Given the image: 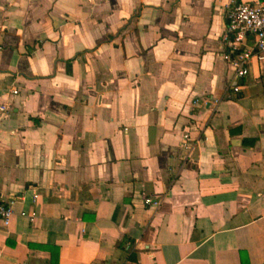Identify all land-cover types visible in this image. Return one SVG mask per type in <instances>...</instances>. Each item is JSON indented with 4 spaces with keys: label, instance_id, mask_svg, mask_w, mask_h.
<instances>
[{
    "label": "crops",
    "instance_id": "crops-1",
    "mask_svg": "<svg viewBox=\"0 0 264 264\" xmlns=\"http://www.w3.org/2000/svg\"><path fill=\"white\" fill-rule=\"evenodd\" d=\"M229 1L0 0V264H264V61L229 90Z\"/></svg>",
    "mask_w": 264,
    "mask_h": 264
},
{
    "label": "built area",
    "instance_id": "built-area-1",
    "mask_svg": "<svg viewBox=\"0 0 264 264\" xmlns=\"http://www.w3.org/2000/svg\"><path fill=\"white\" fill-rule=\"evenodd\" d=\"M223 17L224 27L219 35L220 56L231 68L227 86L231 92H237V81L247 74L250 61H264V0H230L225 5ZM15 92V88L10 89V93ZM212 102L215 103L216 99L212 98ZM6 111V104L0 102V118ZM143 202L151 206L158 204L157 200L148 197ZM12 203V199L0 203V227L8 225ZM27 217L31 221L33 213Z\"/></svg>",
    "mask_w": 264,
    "mask_h": 264
},
{
    "label": "trees",
    "instance_id": "trees-1",
    "mask_svg": "<svg viewBox=\"0 0 264 264\" xmlns=\"http://www.w3.org/2000/svg\"><path fill=\"white\" fill-rule=\"evenodd\" d=\"M52 252L50 251V258H51V261H50V263H54V261L52 260ZM130 255V254H129ZM55 264V263H54Z\"/></svg>",
    "mask_w": 264,
    "mask_h": 264
}]
</instances>
